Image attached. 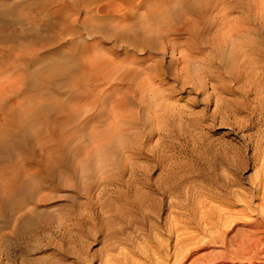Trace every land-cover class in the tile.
<instances>
[{
    "label": "rangeland",
    "instance_id": "1",
    "mask_svg": "<svg viewBox=\"0 0 264 264\" xmlns=\"http://www.w3.org/2000/svg\"><path fill=\"white\" fill-rule=\"evenodd\" d=\"M83 1L0 0L21 17L0 36V125L45 119L0 160V264H264L222 255L264 214V0ZM57 61L65 86H34Z\"/></svg>",
    "mask_w": 264,
    "mask_h": 264
},
{
    "label": "bare ground",
    "instance_id": "2",
    "mask_svg": "<svg viewBox=\"0 0 264 264\" xmlns=\"http://www.w3.org/2000/svg\"><path fill=\"white\" fill-rule=\"evenodd\" d=\"M80 1V0H79ZM94 1H99V0H84L83 2L84 3H88V6H89V3H93ZM180 1V0H179ZM179 1H177L176 0V2H179ZM182 1V0H181ZM229 1V0H228ZM82 2V3H83ZM117 1L116 0H108V1H101L97 6H96V12H106V11H111V7H113V6H117L116 3ZM183 2H184V0H183ZM86 3V4H87ZM118 3L119 4H123V3H126V4H128V5H131V6H135V4H136V1L135 0H119L118 1ZM182 2H180V3H177L179 6H178V8L179 9H181V6H180V4H181ZM187 2H185V4H186ZM192 4V3H191ZM94 5V4H93ZM194 5H196V4H194ZM194 5H192L193 7H188V6H186L185 5V7H184V5L182 6V8H183V10L186 8V9H190L191 10V13H194V10L196 9L195 7H194ZM119 6V5H118ZM81 7V6H80ZM85 8H86V6H84ZM122 7V6H121ZM123 8V7H122ZM82 9V8H81ZM80 9V10H81ZM90 10H91V7L89 8ZM114 9V8H113ZM115 9H118V8H115ZM162 9V8H161ZM90 10H89V12H87L88 11V9H87V11H86V9H85V11L87 12V13H90ZM173 10H175V12L177 11V9H173ZM173 10H160V8H158V10H156V9H154V10H151V12H150V15H149V18L152 20H155V21H158V22H161L165 27L164 28H167L166 26L168 25V26H170V25H172V24H174V22H175V18H174V11ZM93 11V10H92ZM119 11V10H118ZM117 11V12H118ZM120 11H121V9H120ZM179 11H181V10H179ZM186 11V10H185ZM189 11V10H188ZM259 11V10H258ZM85 12V13H86ZM112 12V11H111ZM183 12V11H182ZM182 12H180V13H182ZM197 11H195V13H196ZM257 12V11H256ZM86 13V14H87ZM120 13V12H119ZM129 13V12H128ZM127 13V14H128ZM183 13H185V12H183ZM188 13V12H187ZM190 13V12H189ZM199 13L200 12H198V16H199ZM223 13V12H222ZM1 12H0V16H1ZM85 14V15H86ZM245 14V13H244ZM5 15V14H4ZM4 15H2V16H4ZM87 15H89V14H87ZM104 17H109V16H111V15H109V14H102ZM108 15V16H107ZM176 15V14H175ZM181 15H183V14H181ZM180 15V16H181ZM217 15V14H216ZM219 15V14H218ZM254 15H256V14H254ZM1 16V17H2ZM176 16H178V15H176ZM192 16V15H191ZM191 16L189 17V18H191ZM220 16V15H219ZM124 18H130L131 19V17H132V15L131 16H127V15H125V16H123ZM192 17H195V16H192ZM239 17V16H238ZM85 18V17H84ZM86 18H87V16H86ZM133 18V17H132ZM189 18L187 19V18H185L187 21L189 20ZM196 18V17H195ZM240 18V17H239ZM241 18H242V15H241ZM240 18V19H241ZM19 19H21V17L20 16H16V17H14V18H12V20H8L9 22H7L6 20H5V17H4V19L3 20H5L6 21V23H4L3 22V20H2V22H1V20H0V36L2 35V30L4 29V28H9V27H11L13 24H15V23H17L18 21H19ZM130 19H127V20H130ZM149 19V20H150ZM191 19H193V18H191ZM261 19V18H260ZM259 19V20H260ZM122 20V19H121ZM195 20H200V18L199 19H194V22H196ZM224 20H226V19H224ZM228 20V19H227ZM242 20H243V18H242ZM258 20V19H257ZM65 21H66V19H65ZM180 21V20H179ZM178 21V22H179ZM190 21V20H189ZM229 21V20H228ZM52 22V21H51ZM130 23H131V20L129 21ZM147 22H148V20H147ZM191 22H192V20H191ZM224 22V21H223ZM246 22V21H245ZM135 23V22H134ZM146 23V22H145ZM197 23H198V21H197ZM118 24H119V22H118ZM123 24V23H122ZM121 24V25H122ZM133 24V23H132ZM196 24V23H195ZM213 24V23H212ZM219 24V23H218ZM222 24V23H221ZM220 24V25H221ZM224 24V23H223ZM68 25V24H67ZM124 25V27H125V25H126V23H124L123 24ZM122 25V26H123ZM142 25V24H141ZM147 25V27H148V23L146 24ZM179 25H182V24H179ZM210 25V24H209ZM215 25V24H214ZM261 25V24H260ZM122 26H121V29H122ZM127 26V25H126ZM129 26V25H128ZM150 26V25H149ZM158 26V25H157ZM177 27H178V25H176ZM182 26H185V25H182ZM196 26H197V24H196ZM242 26V25H241ZM33 27V26H32ZM43 27V26H42ZM51 27V26H50ZM87 27V26H86ZM123 27V31L121 30V32H118V39H121V40H126L127 42H129V44L130 45H132L133 47H135V46H141L143 43H141L139 40H137V41H139V42H137L135 39L133 40L132 39V37H131V39H130V37H129V35L130 34H128V33H131L130 31H125V30H128L127 28L125 29ZM153 27V26H152ZM171 27V26H170ZM172 27H174L173 25H172ZM187 27H189V26H186V28ZM190 27H192V25H190ZM247 27V26H246ZM261 27V26H260ZM37 28V27H36ZM129 28V27H128ZM134 28H136V27H134ZM134 28H132V30L134 31ZM181 28H183V27H181ZM180 28V29H181ZM210 28H211V26H210ZM242 28V27H241ZM241 28H240V30H241ZM69 29V28H68ZM150 29V28H149ZM158 29V28H157ZM163 28H161V29H159V30H162ZM192 29H194V27L193 28H191V30ZM219 29V28H218ZM9 30H11V29H9ZM55 30V29H54ZM150 30H152V29H150ZM179 30V29H178ZM189 30H190V28H189ZM12 31V30H11ZM171 31H174V29H172ZM170 31V32H171ZM195 31V30H194ZM193 31V32H194ZM210 31V30H209ZM232 31V30H231ZM17 32V31H16ZM162 33H163V36L165 35V37L169 34V30L167 29V30H165V29H163L162 31H161ZM181 32V31H180ZM20 33V32H19ZM134 33V32H133ZM214 33V32H213ZM229 33V32H228ZM16 34V33H15ZM191 34V33H190ZM196 34V32H194V35ZM210 34H211V32H210ZM221 34V33H220ZM131 35H133V34H131ZM162 35V34H161ZM193 35V34H192ZM218 35V34H217ZM191 36V35H190ZM211 36V35H210ZM219 36V35H218ZM6 37V36H5ZM215 37V36H214ZM220 37V36H219ZM219 37H218V39H219ZM197 38V37H196ZM223 38V37H222ZM14 39V38H13ZM199 39V38H198ZM214 39V38H213ZM216 39V38H215ZM195 45V44H194ZM261 45V44H260ZM143 47V46H142ZM136 48H138V47H136ZM264 48V47H263ZM235 49V48H234ZM233 49V50H234ZM251 49V48H250ZM253 49V48H252ZM220 50H221V48H220ZM260 50V49H259ZM222 51V50H221ZM221 51H219V52H221ZM192 52V51H191ZM213 52V51H212ZM216 52V51H215ZM239 53V52H238ZM221 54V53H220ZM192 55V54H191ZM190 56V55H189ZM219 56V55H218ZM257 56V55H256ZM195 57V56H194ZM183 58V57H182ZM203 58V57H202ZM193 60V59H192ZM185 61H187V60H185ZM215 61V60H214ZM182 63V62H181ZM194 63V62H193ZM45 64H47L46 62H45ZM72 63L71 62H62V61H60V62H56V63H54V64H52V65H50L49 67H47V68H43V67H39L37 70H36V72H35V76H36V78H37V80L34 82V86H36V87H45V88H50V87H53V86H56V85H58V86H60V87H62V85H64L65 86V84H64V82H60V84H56L55 83V81H56V79H57V76H59V75H61V74H59L60 73V71L59 70H65L64 71V74H66V73H68V71L71 69L72 71H74V68L72 67V65H71ZM79 64V63H78ZM76 66V65H75ZM89 66V65H88ZM263 66V65H262ZM91 67V66H90ZM89 67V68H90ZM261 67V66H260ZM88 68V67H87ZM185 68H186V64H185ZM184 68V69H185ZM195 70V69H194ZM198 70V69H197ZM200 70V69H199ZM198 70V71H199ZM180 71V70H179ZM181 71H183L182 69H181ZM209 71V70H208ZM83 72H85V71H83ZM83 72H82V75L80 74L81 72H79V74L77 73L76 75H80L75 81H73V83L72 84H70L69 85V87L71 88V89H74L75 87H79L81 84H83L84 83V81H85V79H87V78H84V75H83ZM192 72H193V70H192ZM202 72V71H201ZM33 73V72H32ZM194 73V72H193ZM202 74V73H201ZM67 75V74H66ZM188 75V74H187ZM253 77H254V75H253ZM29 78V76L27 77V79ZM26 83V82H25ZM57 86V87H58ZM81 87V86H80ZM27 90V89H26ZM26 92V91H25ZM24 92V93H25ZM28 92V91H27ZM9 114L11 115V116H13V115H16L14 112H12V111H10L9 112ZM45 119H43L42 118V108H37L36 110H34V111H32V112H30V113H26L25 115H23L22 116V119H21V122H20V124H18L17 126H14L13 127V129H9V128H7L6 126H4V125H0V160H2V159H4L5 157L6 158H14V157H19L20 156V154L18 153V152H16V148H18L19 149V151L21 150V149H23V147H24V145H25V141H26V139H27V135H28V133H29V130H30V125L32 124V123H36V122H38V121H44ZM46 123H49V125L48 126H50V127H52L53 128V126H55L56 124V121L55 120H51V121H46ZM55 129V128H54ZM21 153V152H20ZM25 186V185H24ZM19 189V188H18ZM17 190V189H16ZM0 192H1V190H0ZM8 199H7V197H5V196H0V218H2V217H4L5 215H6V212H7V210H6V206H7V204H8ZM207 208V207H206ZM207 210V209H206ZM205 211V210H204ZM261 214V213H260ZM206 215V214H205ZM262 215V218L261 219H256V220H253L252 221V223H250L249 224V227H247L243 232H242V236L241 237H239L240 239H237V238H235L236 240L235 241H231L230 242V240H229V245L228 246H226V251H224L223 252V256H226L227 258H228V256L229 255H231V257H236V258H240V260L242 259V261H244L243 259H246V258H248V259H257L258 261H260V260H262L261 258H264V214H261ZM222 216V215H221ZM220 216V217H221ZM206 217V216H205ZM222 220V219H221ZM205 221H207V220H205ZM207 224H208V222H207ZM183 227V226H182ZM179 228V227H178ZM178 228H177V230H178ZM179 230H180V228H179ZM183 230H184V228H183ZM180 232V231H179ZM185 234V233H184ZM192 234V233H191ZM196 234V233H195ZM178 235H181V233L180 234H178ZM183 236V235H182ZM186 236V235H185ZM184 236V237H185ZM184 237H181V239H183ZM192 237V236H191ZM191 237H190V235H189V237H188V235L186 236V238H184V241L185 242H188L187 244H192V242H194L195 241V237H196V235H195V237L193 236V238H194V241L191 239ZM191 239V240H190ZM190 241H192V242H190ZM181 243H182V241H181ZM186 245V244H185ZM226 245H227V241H226ZM176 246V245H175ZM179 248H180V246H178ZM182 247H184V245L182 246ZM177 248V247H176ZM175 248V249H176ZM178 249V248H177ZM176 249V250H177ZM181 250H182V248L180 249V251L178 250V251H174V252H176V258H175V260H177L178 259V263L179 264H183L182 263V261H183V259H184V257L181 255ZM222 253V252H221ZM186 254V253H185ZM184 254V255H185ZM180 255L182 256V257H180ZM263 255V256H262ZM236 258H234L235 260H236ZM195 259V258H194ZM197 259V258H196ZM235 260H234V262H235ZM247 260V259H246ZM245 260V261H246ZM238 261V260H237ZM252 261V260H251ZM254 261V260H253ZM264 260H262V262H263ZM194 262H195V260H194ZM227 262H229V261H227L226 260V262H225V264H230V263H227ZM233 262V261H232ZM238 263H240V262H238ZM238 263H236V264H238ZM246 263V262H245ZM244 263V264H245ZM248 264V263H247ZM259 264V263H258ZM262 264V263H261Z\"/></svg>",
    "mask_w": 264,
    "mask_h": 264
}]
</instances>
